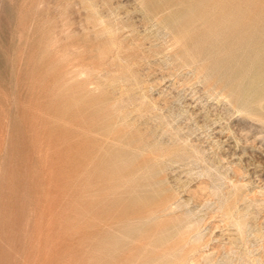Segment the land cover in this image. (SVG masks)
Instances as JSON below:
<instances>
[{"label": "rangeland", "instance_id": "rangeland-1", "mask_svg": "<svg viewBox=\"0 0 264 264\" xmlns=\"http://www.w3.org/2000/svg\"><path fill=\"white\" fill-rule=\"evenodd\" d=\"M0 2V264H264V0Z\"/></svg>", "mask_w": 264, "mask_h": 264}, {"label": "bare ground", "instance_id": "bare-ground-1", "mask_svg": "<svg viewBox=\"0 0 264 264\" xmlns=\"http://www.w3.org/2000/svg\"><path fill=\"white\" fill-rule=\"evenodd\" d=\"M1 1H3V0H1ZM132 1V0H131ZM0 3H2V2H0ZM38 4V6H39V8H41V7H44L45 6V4L43 3V2H39V3H37ZM106 4V3H105ZM129 4V3H128ZM135 5V4H134ZM1 7H2V5H1ZM1 7H0V9H1ZM92 7H93V11H94V15L95 16H97L98 17V22H99V24H101L102 26H104V28H105V31L106 30H110L109 28V25H108V23L106 22V20H105V15H104V13H101L99 10H97V8L95 7V5L93 4L92 5ZM133 8V7H132ZM92 9V8H91ZM26 13L27 12H24V14H23V17L25 18L26 17ZM62 13V12H61ZM66 15V14H65ZM132 16V15H131ZM115 17V16H114ZM116 21V20H115ZM34 24H35V22H32L31 23V27L29 28V33H31L32 31H33V29H34ZM153 25V24H152ZM151 25V26H152ZM65 29V28H64ZM61 30V29H60ZM53 31V30H52ZM62 31H64V32H62V36H63V33H65V34H67V35H69V34H72L73 33V30H72V28H70V27H67V29H65V30H63L62 29ZM109 32V31H108ZM108 32H107V34H108ZM29 33H28V36H29ZM57 33V32H56ZM55 33V34H56ZM64 34V35H65ZM109 35V34H108ZM58 37V36H57ZM58 39V38H57ZM60 39V38H59ZM59 39L57 40L58 42H60L59 41ZM65 39V38H64ZM68 39H70V38H68ZM28 37H27V34L25 33V32H22V35H21V56L22 57H25V56H27V54H28V51H29V45H28ZM55 40H56V38H55ZM62 40V39H61ZM66 41V40H65ZM63 42V41H62ZM68 49V48H67ZM57 51V50H56ZM78 51H80V50H78ZM81 51H83V50H81ZM80 51V52H81ZM65 53H63V52H60V54L61 53H63V55H61L62 56V58H63V56H64V54L65 55H69V56H72L71 54L72 53H74L75 51H72V50H69L68 49V51H64ZM58 53V52H57ZM84 54V53H83ZM68 58V57H67ZM73 62V61H72ZM82 67V66H81ZM75 69V68H74ZM80 73L81 74H85V75H87L86 73V70L84 69V67H82V69L80 70ZM90 73V72H89ZM81 76V75H80ZM82 77V76H81ZM89 78V77H88Z\"/></svg>", "mask_w": 264, "mask_h": 264}]
</instances>
